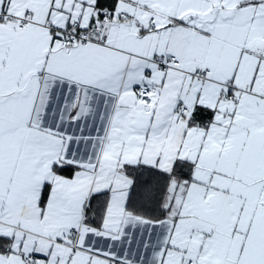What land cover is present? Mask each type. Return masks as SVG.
Here are the masks:
<instances>
[{"label":"snow or ice","instance_id":"obj_1","mask_svg":"<svg viewBox=\"0 0 264 264\" xmlns=\"http://www.w3.org/2000/svg\"><path fill=\"white\" fill-rule=\"evenodd\" d=\"M0 264H264V0H0Z\"/></svg>","mask_w":264,"mask_h":264}]
</instances>
